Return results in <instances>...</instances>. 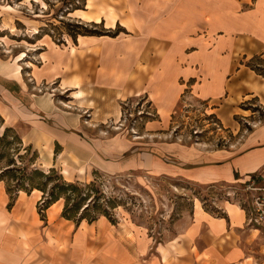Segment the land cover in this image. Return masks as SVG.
<instances>
[{"label":"crops","instance_id":"1","mask_svg":"<svg viewBox=\"0 0 264 264\" xmlns=\"http://www.w3.org/2000/svg\"><path fill=\"white\" fill-rule=\"evenodd\" d=\"M124 4L122 18L111 9H95L92 1L87 10L70 13L109 29L120 26L117 34L67 35L59 43L43 37L34 58L28 50L11 60L0 56L3 126L14 128L47 168L144 171L210 185L246 179L263 167L264 123L224 148L165 135L189 100L204 102L227 122L250 111L242 102L258 100L264 108V77L242 62L259 57L264 65V0ZM139 97L156 114L145 130L134 127L135 135L123 127L122 104ZM0 192L6 208L10 198L3 181ZM31 196L20 191L11 210L6 208L0 264H32L36 258L41 264H264V231L249 226L238 202H220L215 214L195 202L185 224L164 238L121 213L117 222L105 215L75 222L59 208L37 236L31 223L42 222L41 196L27 209Z\"/></svg>","mask_w":264,"mask_h":264},{"label":"rangeland","instance_id":"2","mask_svg":"<svg viewBox=\"0 0 264 264\" xmlns=\"http://www.w3.org/2000/svg\"><path fill=\"white\" fill-rule=\"evenodd\" d=\"M90 1L95 4V9L101 11L111 9L118 18L125 15L124 0H0V56L11 60L20 52L28 50L34 58L40 47L39 40L43 37H52L59 43L63 42L67 35L94 31H106L113 35L122 30L117 25L115 29H109L103 23L86 22L70 15L77 8L87 10ZM125 21L127 24L130 22L126 17ZM242 62L250 63L252 68L264 77V65L261 58L256 57L250 60L243 58ZM181 104H184L182 111L173 115L165 137L190 145H202L210 149L229 147L243 141L249 133L264 123V108L258 100L250 103L242 102L240 106L250 111H241L234 115L230 122L223 121L216 113L207 110L204 102L189 100ZM155 114L151 102L144 97L128 100L122 104L123 127L128 132L134 131V127L137 128L136 131H143ZM6 128L0 117V149L5 152V156L0 158V171L12 167L13 160L18 167L28 166L29 171L38 168L49 173L54 168V172L50 174L47 181L46 191L33 189L27 192L16 189L14 185L18 180L14 181L9 175V182L1 180L5 183L6 191L8 183L12 186V196L7 191L10 199L6 208L8 207L9 210L15 204L20 191L32 195L27 209H31L36 197L41 196L37 210L42 222L32 219L33 235L39 236L40 226L48 219L54 220V213L62 208L60 215L64 217V211L68 210L67 214L72 216L75 222H79L84 213L89 218H95L104 211L113 220L110 219L112 222H117V215L121 213L127 220L143 224L154 234L157 236L160 234L164 238L185 224L187 217L194 209L195 202L198 204L201 201L205 209L215 214L221 212L218 206L220 202L234 201L246 207L248 215L247 211L251 209L252 199L258 193L248 189V178L233 183L198 185L174 177L154 176L144 171L108 173L97 168L82 170L54 166L47 168L41 163L40 153L33 147L26 152L25 148L28 146L23 142L19 143L10 136L6 138V141L2 140L1 136ZM12 130L10 135L16 133L19 136L14 128ZM134 133L138 135L135 131ZM7 140L10 143H7ZM263 169L264 166L259 169V172ZM23 172L27 173L26 170ZM63 180L73 183L77 188L65 189L57 200L60 203L48 210L56 201L46 209L47 203L44 199L49 197L48 192L57 184L61 186ZM21 181L19 180V183ZM38 181H46V178L44 180L40 178ZM257 185L263 187L264 179L259 180ZM10 203H12L11 206H9ZM2 204L3 196L0 192V233L4 231L9 219L7 209ZM77 204L78 209L75 208ZM88 205V210H84ZM249 226L264 231V227L256 223H251ZM0 239L2 240L1 235ZM41 239L40 237L39 240ZM39 252H41L40 249ZM40 260L36 258L32 264H41ZM0 261L3 262L1 254ZM11 261L13 262L12 259Z\"/></svg>","mask_w":264,"mask_h":264},{"label":"trees","instance_id":"3","mask_svg":"<svg viewBox=\"0 0 264 264\" xmlns=\"http://www.w3.org/2000/svg\"><path fill=\"white\" fill-rule=\"evenodd\" d=\"M118 32L119 31L115 32L114 34H117ZM84 34L103 35V34H109V33L108 32L106 33V31L105 32L94 31V32H91V33L87 32V33H84ZM12 129L13 128H11V127H7L5 129V132L1 136L2 140L6 141V138H8L10 136V137L14 138L15 140H17L19 143H22V139L16 133L14 135H10V132L13 131ZM7 143H10V141L7 140ZM0 147H1V145H0ZM25 149H26V152H28L29 149H32V146H28ZM4 154H5V152L0 149V158L5 156ZM11 164L13 165L12 167H8V168L3 169L2 171H0V181L1 180H5L6 182H9L8 181L9 180L8 175H9V177H11L14 181L18 180L15 183V185H14V187L16 189L26 190L27 192H29L30 190H33V189H38V190L41 189L43 191H46L45 189H46V186H47V181H49L50 174L54 172V168H52L49 173H45L44 171H42V170H40L38 168H34V169H31L29 171L28 170V166L18 167V166H16V162L14 160L11 162ZM24 170H26L27 173L23 172ZM40 178H42L43 180H44V178H46V181H38V179H40ZM19 180H22V181L19 183ZM27 180H28V182H26ZM26 183H27V186H26ZM56 188H58V189H56ZM76 188L77 187L73 183L66 182L64 180L62 181V185L61 186L59 184L54 186L52 188V190H50L48 192V196L49 197H47V199H44V202L47 203L46 209L52 203H54L58 199H60V197H61V195H62V193L64 192L65 189H76ZM7 191L12 196V194H13L12 186L9 183L7 185ZM11 205H12V203L9 204V206H11ZM88 207H89V205L86 206L84 208V210H88ZM75 208L78 209V204L75 206ZM67 213H68V210L64 211L63 216L68 218V219H72V216L68 215ZM100 215H105V216L109 217L108 214L105 211L101 212ZM99 216H96L95 218H89L87 216V214L84 213L81 216V220L87 219L88 221H93V220L97 219Z\"/></svg>","mask_w":264,"mask_h":264},{"label":"built area","instance_id":"4","mask_svg":"<svg viewBox=\"0 0 264 264\" xmlns=\"http://www.w3.org/2000/svg\"><path fill=\"white\" fill-rule=\"evenodd\" d=\"M249 174L247 182L249 183L248 189L258 191V193L252 199L251 209L248 212V222L256 223L264 227V186H258L257 182L264 179V169ZM246 211V207H243Z\"/></svg>","mask_w":264,"mask_h":264},{"label":"bare ground","instance_id":"5","mask_svg":"<svg viewBox=\"0 0 264 264\" xmlns=\"http://www.w3.org/2000/svg\"><path fill=\"white\" fill-rule=\"evenodd\" d=\"M5 29V28H4ZM25 56V53H22V54H20L19 55V57H17L15 60H17L18 58H22V57H24ZM10 64V63H9ZM11 65V64H10ZM17 66H18V63H17ZM17 72V71H16Z\"/></svg>","mask_w":264,"mask_h":264}]
</instances>
